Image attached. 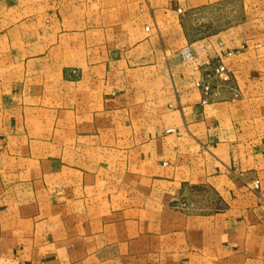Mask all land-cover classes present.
<instances>
[{
	"label": "crops",
	"instance_id": "obj_1",
	"mask_svg": "<svg viewBox=\"0 0 264 264\" xmlns=\"http://www.w3.org/2000/svg\"><path fill=\"white\" fill-rule=\"evenodd\" d=\"M0 264H264V0H0Z\"/></svg>",
	"mask_w": 264,
	"mask_h": 264
},
{
	"label": "built area",
	"instance_id": "obj_2",
	"mask_svg": "<svg viewBox=\"0 0 264 264\" xmlns=\"http://www.w3.org/2000/svg\"><path fill=\"white\" fill-rule=\"evenodd\" d=\"M180 55L183 61L188 62L193 60V53L190 47L186 46L180 51ZM211 80L217 81L218 83H225L229 81V74L228 70L225 65H218L212 76L210 77ZM204 94L208 96L212 90V86L209 83L202 85ZM206 102V99L204 100ZM260 183L259 181L254 182V189H259Z\"/></svg>",
	"mask_w": 264,
	"mask_h": 264
},
{
	"label": "rangeland",
	"instance_id": "obj_3",
	"mask_svg": "<svg viewBox=\"0 0 264 264\" xmlns=\"http://www.w3.org/2000/svg\"><path fill=\"white\" fill-rule=\"evenodd\" d=\"M188 23H189V24H192V21L189 20ZM195 34H196V33H195Z\"/></svg>",
	"mask_w": 264,
	"mask_h": 264
}]
</instances>
